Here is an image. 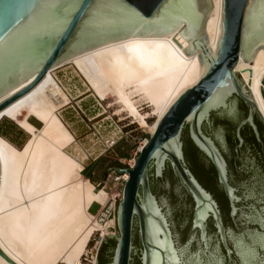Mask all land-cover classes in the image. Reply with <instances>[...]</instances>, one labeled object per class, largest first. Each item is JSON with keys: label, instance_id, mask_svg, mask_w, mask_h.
Segmentation results:
<instances>
[{"label": "water", "instance_id": "1", "mask_svg": "<svg viewBox=\"0 0 264 264\" xmlns=\"http://www.w3.org/2000/svg\"><path fill=\"white\" fill-rule=\"evenodd\" d=\"M212 9L210 0H0V97L37 73L30 85L0 104V111L31 90L49 69L69 58L130 38L165 37L182 23L184 27L178 33L189 44L183 54L191 57L201 50L206 62L198 82L183 92L157 122L134 168H113L118 175L128 173L129 179L123 184L116 206L117 236H107L115 239L109 264H131L134 223L141 246L140 264H189L173 241L149 179L150 166L154 176L161 179L168 162L193 199V220L196 205L211 197L185 167L181 142L185 124L193 144L213 165L225 193L226 185L230 186L226 163L214 141L202 132V122L205 120L209 128V113L218 108L225 110L226 99L235 96L248 107L247 117L236 129L238 146L243 142L239 131L245 124L258 137L254 115L264 127V118L252 94L234 72L239 55L243 62L252 65L257 51L264 50V0H223L222 34L214 56L210 55L205 35V22ZM198 62L204 70L199 56ZM165 187L169 188V183ZM234 192L235 189L233 195ZM226 196L230 204L227 193ZM211 200L217 210L212 217L215 228L230 259L232 251L224 239L220 212L215 200ZM236 202L239 200L232 201ZM193 229L199 231L206 252L208 246L200 228ZM204 235L207 236L206 231ZM0 255L15 264L1 250ZM239 262L243 264L242 260Z\"/></svg>", "mask_w": 264, "mask_h": 264}, {"label": "bare ground", "instance_id": "2", "mask_svg": "<svg viewBox=\"0 0 264 264\" xmlns=\"http://www.w3.org/2000/svg\"><path fill=\"white\" fill-rule=\"evenodd\" d=\"M210 3L213 9L205 22V35L207 48L214 56L222 34L223 0ZM183 27L184 23L165 37L130 38L69 58L49 69L31 90L1 109L0 122L15 121L24 111V117L16 123L30 136L21 148L0 136V250L15 264H82L96 232L102 238L110 234L96 221L95 214L89 213L94 203L104 206L109 193L83 178V165L67 152L75 139L57 111L69 104V99L56 83L53 71L62 64H72L100 99L106 98L104 89L108 87L121 111L146 126L132 100L133 95L140 97L156 118L148 128L152 134L169 106L206 70L201 50L191 57L183 54L189 46L178 33ZM234 72L249 89L264 118V50L257 51L252 65L239 55ZM36 74L0 97V104L30 85ZM147 142L140 145L138 152ZM135 161H130L131 169ZM120 176L124 181L129 179L128 173ZM107 225L116 227L115 220ZM245 249L240 251L241 260L252 264L254 251L251 246ZM95 262L94 256L91 263ZM0 264L10 263L0 255Z\"/></svg>", "mask_w": 264, "mask_h": 264}, {"label": "rangeland", "instance_id": "3", "mask_svg": "<svg viewBox=\"0 0 264 264\" xmlns=\"http://www.w3.org/2000/svg\"><path fill=\"white\" fill-rule=\"evenodd\" d=\"M52 75L69 99V104L57 111L60 120L75 139V143L67 150L68 154L83 165V178L92 177V184L96 188L105 186V190L109 194L115 189L116 192H121L124 183L118 186L114 185L112 180L118 174L113 171V168H128L127 163L137 158L140 145L149 139L148 128L152 127L156 121L150 106L141 102L140 97L132 96L137 110L144 117L146 126H143L121 111L120 104L108 87L104 89L106 98L100 99L72 64L66 63L58 66ZM225 105V110L218 108L209 113V128L205 120L201 126L205 125V131L211 138H214L220 151L225 153L229 162V174L232 183L235 185L240 181L242 173L250 177V180L241 186L245 193L247 207L241 208L240 202H236L241 213L239 217L241 223L236 224L232 219L230 220L225 211L226 245L232 251L230 259L225 255L226 251L218 236L219 234L214 233L213 228L211 229L212 239L208 238L206 252L205 248L201 247L196 231L192 235L191 242L185 243L190 235L193 204L185 189L179 186L178 179L172 175L169 167L163 171L164 174L161 179H158L154 176L153 167L150 166V187L152 193L154 192L156 195L154 196L161 206L162 212L166 213H164L166 218L170 217L175 231L179 234L178 245L181 247L180 251L182 249L184 261H188L189 264H210V261L214 259L223 264L226 258L227 264H238V260L241 261L242 259L241 249L246 248L245 250H248V246H251L252 252L254 251L253 255L255 254L251 260L252 264H262L264 261V127L255 115L257 122L261 125L260 142L252 145V138L248 136V142L241 148L238 155H235L231 131L243 119V112L235 96L228 97ZM24 115V111H22L15 121L3 119L0 123V132L18 148L28 138V135L16 124V121L19 122ZM28 121L40 128V124L34 119L29 118ZM246 134L248 135V132ZM161 180L168 182L170 188L166 189ZM237 193L240 194V191ZM98 208L96 203L91 205L89 213L95 214ZM111 232L113 234L106 235L100 244L97 243L99 242L98 235L93 236L88 244L87 254L82 258V264H92V258L96 255L97 249L99 252L102 244L105 245V259L111 260L110 255H112L115 239L107 238V236H117L116 227ZM239 242L241 247H239ZM132 243L134 250L131 255V264H140L141 246L135 223ZM174 243L178 246L177 242L174 241ZM222 248L225 254H222Z\"/></svg>", "mask_w": 264, "mask_h": 264}, {"label": "flooded vegetation", "instance_id": "4", "mask_svg": "<svg viewBox=\"0 0 264 264\" xmlns=\"http://www.w3.org/2000/svg\"><path fill=\"white\" fill-rule=\"evenodd\" d=\"M235 98L238 100L239 105L241 107V111L243 112V119L231 131L232 142L234 144L233 145L234 146L233 147V153L235 155H238V153L241 150V148L244 147L245 144L248 142V136H251V138H252V145H254L255 143L257 144L259 142L257 138H259V135L261 133V130H260L261 129V125H260V123L257 122V120L255 118V115H254L253 116V122H254V124L256 126V129H257V132H258V137L256 138V136H255L253 130L251 129V127L248 124H245L244 126H242L240 128V131H239V134H240L243 142H242L241 146H238L239 142H238L237 137H236V129H237L238 125L247 117L248 107L242 100H240L237 97H235ZM201 130L206 136L210 137V135L205 131V125L201 126ZM246 132H248V135L246 134ZM211 139L214 141L215 145L218 147V145H217L216 141L214 140V138H211ZM181 142H182V151H183V158H184V162H185V167L191 172V174L197 180V182L200 184V186L206 192H208L211 195V197L215 200V202L217 203V207H218L219 212H220V217H221L222 224H223V226L226 229V223H225V213L226 212H227L228 217L230 218V216H229V212H230L229 201L227 199V196H226V193H225L224 189L219 185V183L217 181V175H216V171H215L213 165L196 148V146L193 144L192 140L190 139L189 131H188V124H185L184 128L182 130ZM220 152H221V154H222V156H223V158L225 160V163H226L228 184L230 186H234V184L231 181L230 174H229V169L230 168H229V162L227 160V157L225 156L224 152H222V151H220ZM168 167L170 168L172 175L175 176L178 179V182L180 184L179 186L182 187L183 189H185L187 196L192 201V204H193V206H192V217H191V221H190L189 231H190L191 236L194 234V231H196L198 233V237H199V231L197 229H193V227H192L193 208H194L193 199H192L191 195L188 193V191L185 188V186L182 185L179 177L172 170V168L170 167L168 162L165 163V168H164L163 171H165L166 168H168ZM163 174H164V172L162 173V175ZM162 182H164V181H162ZM165 183H168V182H164L163 183L164 187H165ZM169 188H170V184H169ZM169 188H166V189H169ZM237 192L238 191L235 190L234 194L237 197H239L240 194H238ZM153 195H155L154 192H153ZM234 205L239 209V205L238 204L235 203ZM169 213H171L170 210H169ZM167 220H168V222L170 224V230H171L172 235H173V241L177 242V245H178L179 234L175 231V228L172 225L170 217L169 218L167 217ZM205 224H206V233H207V235L209 233L212 234V232H211L212 228L214 229V233H217L216 228L214 226L215 222H214L213 218H210L207 221H205ZM189 236H188V239H189ZM208 238L212 239V235L208 236ZM188 239H187V241H188ZM199 242L201 243V247L203 248L204 246H203V243L200 241V238H199ZM176 247L179 250L181 248L180 245H178ZM181 251H182V249H181Z\"/></svg>", "mask_w": 264, "mask_h": 264}, {"label": "snow or ice", "instance_id": "5", "mask_svg": "<svg viewBox=\"0 0 264 264\" xmlns=\"http://www.w3.org/2000/svg\"><path fill=\"white\" fill-rule=\"evenodd\" d=\"M57 2H59V0H57ZM71 2H75V0H71ZM89 2H90V0H89ZM96 15H98V14H96ZM241 176H242L241 180L238 181L234 186H227L226 185V193L230 197L229 216H230V219H232L236 224L241 223V220L239 219L241 213H240V210L232 203V201L239 200L241 208L247 207V200L245 199V193L243 192L241 186L250 180V177H248L247 175H245L243 173L241 174ZM234 189L237 191H240L239 197L232 194ZM194 213H195V219L192 221V226H193V228H200V230H201L200 235L204 238L205 243H207L208 236H210L212 234L209 233L207 236L204 235V233L206 231V224L203 222L207 221L208 219H210L212 217H215L216 213H217V210L214 207V201L211 200V197L208 196V197L202 199L196 205V207L194 209ZM241 231H242V229H241ZM224 239H227L226 234L224 236ZM191 240H192V236L190 234L188 241H186L185 243H189V242H191ZM230 247H231V245H230ZM222 254H225L223 248H222ZM5 259H6V257H5ZM210 264H220V262L218 260H212L210 262ZM223 264H227L226 258L223 261ZM238 264H240L239 261H238ZM262 264H264V261H262Z\"/></svg>", "mask_w": 264, "mask_h": 264}, {"label": "built area", "instance_id": "6", "mask_svg": "<svg viewBox=\"0 0 264 264\" xmlns=\"http://www.w3.org/2000/svg\"><path fill=\"white\" fill-rule=\"evenodd\" d=\"M132 161H133V159H132ZM127 164L129 166L128 168L131 169L132 166L130 164V161ZM113 174H115V173L113 172ZM112 182L114 183L115 186H118L119 184L121 185L125 181L123 179H121L120 175H115ZM102 188L105 189V186ZM114 188H116V187H114ZM116 191L117 190L115 189L114 191L111 192V194H109L110 197L104 206L98 205L99 208H98L97 212L95 213L96 221L101 226H104L110 232V234H111L112 230H115V227L109 226V225H107V223L111 220H115L117 202H118V200H120L121 193H122V191L121 192H116ZM95 235H98V241L99 242H97V243L100 244L102 239H103L101 237V233L96 232ZM97 252H98V249L96 250L95 258L97 257Z\"/></svg>", "mask_w": 264, "mask_h": 264}, {"label": "trees", "instance_id": "7", "mask_svg": "<svg viewBox=\"0 0 264 264\" xmlns=\"http://www.w3.org/2000/svg\"><path fill=\"white\" fill-rule=\"evenodd\" d=\"M0 135L1 136H3V137H6L3 133H1L0 132ZM11 142V141H10ZM13 143V142H12ZM87 179H89L90 180V182H92L93 181V179H92V177H87ZM115 245V244H114ZM104 247H105V245L104 244H102L101 245V247H100V249H99V252H98V257H97V261H98V264H109L110 263V261L108 260H106L105 259V257H104ZM113 251V250H112ZM111 256L112 255H110V259H111Z\"/></svg>", "mask_w": 264, "mask_h": 264}, {"label": "crops", "instance_id": "8", "mask_svg": "<svg viewBox=\"0 0 264 264\" xmlns=\"http://www.w3.org/2000/svg\"><path fill=\"white\" fill-rule=\"evenodd\" d=\"M13 122V121H12ZM1 123V122H0ZM15 123V122H14ZM17 125H18V123H16ZM19 126V125H18ZM24 131V130H23ZM25 132V131H24ZM26 133V132H25ZM27 134V133H26ZM28 135V134H27ZM1 136V135H0ZM2 138H4L6 141H8L11 145H13V146H15L12 142H10L8 139H6L5 137H3V136H1ZM30 138V136L28 135V138L26 139V141L22 144V146L28 141V139ZM21 146V147H22ZM15 147H17V146H15ZM21 147H19V148H21ZM18 148V147H17ZM84 169V168H83ZM83 169H82V171H83ZM82 173V172H81ZM87 179V178H86ZM89 180V179H88ZM90 181V180H89ZM95 204V203H94Z\"/></svg>", "mask_w": 264, "mask_h": 264}]
</instances>
